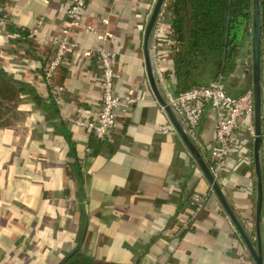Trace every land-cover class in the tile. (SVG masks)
Instances as JSON below:
<instances>
[{"label":"crops","instance_id":"0c3cea01","mask_svg":"<svg viewBox=\"0 0 264 264\" xmlns=\"http://www.w3.org/2000/svg\"><path fill=\"white\" fill-rule=\"evenodd\" d=\"M70 1L0 0V68L16 86L13 123L0 127V264H57L77 248L130 264H256L215 193L194 217L190 195L210 193L211 185L178 132L158 131L171 121L152 90L143 51L155 0L88 1L83 17L96 32L71 28L74 49L58 74L65 94L55 102L43 70L50 37L67 21ZM38 20L43 25L35 32ZM163 26V39L156 46L152 35L151 46L171 96L177 79L168 18ZM104 48L118 52L115 92L138 102L118 110V128L99 140L72 120L97 117L102 91L96 55ZM222 78L232 95L253 91L250 41ZM260 78L264 134L263 50ZM217 118L208 105L194 141L208 166ZM251 122L241 119L217 180L256 245ZM262 164L264 177V143ZM262 241L264 251V206Z\"/></svg>","mask_w":264,"mask_h":264},{"label":"built area","instance_id":"2783aa9c","mask_svg":"<svg viewBox=\"0 0 264 264\" xmlns=\"http://www.w3.org/2000/svg\"><path fill=\"white\" fill-rule=\"evenodd\" d=\"M89 0H71L67 9V21L64 26L52 34L49 40L51 49L50 56L46 60L43 70L45 83L48 85L55 102L61 103L65 94V85L58 80L59 71L67 57L74 49L70 40V31L73 27L82 28L85 32H96L95 26L87 23L83 17V10ZM169 0H165L158 16L156 26L153 30L155 45L158 46L163 39L164 21L167 19L166 9ZM106 21V20H104ZM43 25L38 20L35 32H39ZM118 52L112 49H100L97 52V62L101 68V103L97 117L93 120L74 118L72 120L78 126L83 127L87 133L99 140H104L118 128L119 121L117 111L127 112L137 102L132 94L119 95L115 92V82L120 77L116 70V59ZM170 105L185 128L187 134L193 141H198V127L204 116L206 107L212 106L217 110V124L215 128L216 145L211 151L210 170L218 178L224 166V162L234 150V138L240 121L249 118V132L255 136L254 119V94L248 90L239 95H232L227 92L220 76L209 84L198 85L188 90L177 92L169 96ZM158 131L163 133H176L177 130L172 123L161 125ZM264 137V134H263ZM210 193L194 192L190 195L189 204L193 207L194 217L204 208Z\"/></svg>","mask_w":264,"mask_h":264},{"label":"trees","instance_id":"16d2710c","mask_svg":"<svg viewBox=\"0 0 264 264\" xmlns=\"http://www.w3.org/2000/svg\"><path fill=\"white\" fill-rule=\"evenodd\" d=\"M260 12L264 51V0H260ZM166 14L177 92L230 73L245 42H251L253 0H169ZM15 95L14 80L0 68V127L12 110ZM57 264L130 263L99 259L77 248Z\"/></svg>","mask_w":264,"mask_h":264},{"label":"water","instance_id":"95a60500","mask_svg":"<svg viewBox=\"0 0 264 264\" xmlns=\"http://www.w3.org/2000/svg\"><path fill=\"white\" fill-rule=\"evenodd\" d=\"M165 0H155L152 13L148 19L146 30L143 40V51L145 62L147 66L148 78L152 90L157 97L160 104L163 106L171 123L176 128L178 134L190 150L195 158L203 174L209 181L212 190L218 197L227 215L230 217L232 223L236 227L243 241L245 242L251 256L256 264H264V251L262 241V220H263V206H264V177H263V164H262V147L264 143L262 131V90H261V58H262V29H261V12L260 0H253V22H252V69H253V94H254V114H255V136L251 143L253 145L255 174H256V215H255V229L257 236V244L254 245L250 240L242 222L237 217L232 209L224 191L222 190L217 178L212 174L204 156L187 134L185 128L175 115L170 102L169 96L165 91L162 82L157 75L155 59L151 46L153 30L156 26L159 13Z\"/></svg>","mask_w":264,"mask_h":264},{"label":"rangeland","instance_id":"374dc122","mask_svg":"<svg viewBox=\"0 0 264 264\" xmlns=\"http://www.w3.org/2000/svg\"><path fill=\"white\" fill-rule=\"evenodd\" d=\"M170 86V85H169ZM13 114H12V112L10 113V114H8V116L7 117H9V118H7V120H5L6 122H5V124L7 125V124H11V123H13V116H12ZM4 124V125H5Z\"/></svg>","mask_w":264,"mask_h":264}]
</instances>
